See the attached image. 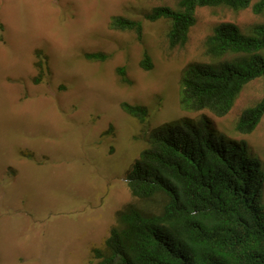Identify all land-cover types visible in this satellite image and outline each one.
Segmentation results:
<instances>
[{"label": "rangeland", "instance_id": "374dc122", "mask_svg": "<svg viewBox=\"0 0 264 264\" xmlns=\"http://www.w3.org/2000/svg\"><path fill=\"white\" fill-rule=\"evenodd\" d=\"M177 1L0 0V264H100L94 250H105L118 213L140 206L125 174L145 147L144 131L173 120L205 115L211 132L244 141L264 172V116L249 134L234 130L264 96V78L244 85L222 117L179 102L182 70L209 60L213 28L232 22L247 34L264 14L197 7L187 43L170 48L169 22L143 16ZM114 16L141 21V39L110 28ZM93 52L106 58L84 57ZM144 52L149 70L140 66ZM122 103L145 106L147 124ZM261 189L264 201V180Z\"/></svg>", "mask_w": 264, "mask_h": 264}, {"label": "trees", "instance_id": "16d2710c", "mask_svg": "<svg viewBox=\"0 0 264 264\" xmlns=\"http://www.w3.org/2000/svg\"><path fill=\"white\" fill-rule=\"evenodd\" d=\"M204 6H250L253 13L264 14V0H178L175 8L157 6L143 17L169 22L166 39L172 48L187 43L195 9ZM109 26L142 37L139 20L114 16ZM204 44L209 60L182 70L180 108L221 117L244 85L264 78V23L247 34L232 22L219 23ZM84 57L106 58L99 52ZM140 66L152 68L147 52ZM116 71L122 82H129L123 67ZM122 107L147 124L145 106ZM263 115L264 96L242 111L234 130L251 133ZM143 139L145 147L125 175L140 206L118 213L105 250H94L100 264H264V172L260 161L247 155L245 142L233 145L211 132L205 115L145 130Z\"/></svg>", "mask_w": 264, "mask_h": 264}, {"label": "clouds", "instance_id": "9594fccd", "mask_svg": "<svg viewBox=\"0 0 264 264\" xmlns=\"http://www.w3.org/2000/svg\"><path fill=\"white\" fill-rule=\"evenodd\" d=\"M234 102V101H233ZM123 104V103H122ZM233 105V104H232ZM123 108V107H122ZM125 111V110H124ZM126 112V111H125ZM229 112V111H228ZM127 113V112H126ZM242 113V112H241ZM130 115V114H129ZM214 115V114H213ZM226 115V114H225ZM132 116V115H131ZM216 116V115H215ZM264 116V115H263ZM218 117V116H217ZM222 117V116H221ZM262 119V118H261ZM237 121V120H236ZM208 123V122H207ZM235 125V124H234ZM208 128H209V124H208ZM210 130V129H209ZM211 131V130H210ZM218 136V135H217ZM219 136H221V135H219ZM228 143H230V142H228ZM242 143V142H241ZM240 143V144H241ZM230 144H233V143H230ZM239 144V145H240ZM233 145H236V144H233ZM140 153V152H139ZM136 160V159H135ZM133 165V164H132ZM132 167V166H131ZM126 175V174H125ZM125 180H126V178H125ZM128 187V186H127ZM110 232V231H109Z\"/></svg>", "mask_w": 264, "mask_h": 264}]
</instances>
